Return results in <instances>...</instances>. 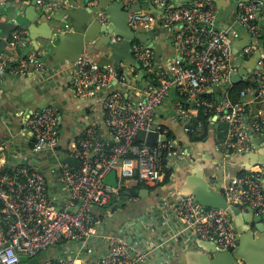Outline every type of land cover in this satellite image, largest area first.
Instances as JSON below:
<instances>
[{
    "label": "built area",
    "instance_id": "1",
    "mask_svg": "<svg viewBox=\"0 0 264 264\" xmlns=\"http://www.w3.org/2000/svg\"><path fill=\"white\" fill-rule=\"evenodd\" d=\"M30 1L0 0V7L28 5ZM114 1L131 7L142 0ZM144 1L153 7H162L157 23L173 30L172 47L176 56L165 71L155 69L153 51L133 41V59L150 81L136 83L134 69L122 65L126 76L120 77L115 90H112L116 81L113 66L102 68L86 53L78 57L71 70V88L81 99L103 96L108 136H102L97 126L90 124L79 139L69 145L67 151L74 165L67 162L59 165V181L66 193L64 202L49 194L47 179L38 170L16 166L6 171L0 165V264H22L21 256L33 259L41 253H46L47 257L39 264L145 263L153 250L139 251L124 237L103 233L102 222L93 209H104L106 215L112 214L120 199L119 189L126 181L133 179L144 186H156L165 171L171 172L176 164L187 160V154L172 138L170 130L155 120L156 111L172 91L184 100V106L178 105L177 116L186 134L197 132L201 124L196 122L194 127L190 124L195 116L185 106L197 112L199 107H213L214 115L209 120L223 125L220 146L226 154L249 152L251 134L264 140V58L244 80L249 85L240 90L237 103L223 96L224 99L214 105L203 98L231 84L232 74L237 73L257 50H262L264 24L257 16L258 5L254 0H234L236 28L258 44L246 46L237 59L232 55L231 29H216V0H191L187 5H176L174 0ZM62 4V0H36L34 7L48 20ZM97 20L107 23L102 14L97 15ZM129 21L134 30L148 29L156 23L151 16L134 13L130 14ZM28 44L25 32H12L8 40L12 54H0V82L6 71L20 76L32 68L37 72L44 69L39 53L18 57V52ZM250 104L257 105L258 110L249 119L247 107ZM60 118V109L55 106L28 115L34 152L53 151L58 147ZM139 132L154 134V142L139 139ZM111 171L116 175V188L103 182ZM263 178L264 170L260 168L232 177L224 188L227 205L250 208L255 215L264 218ZM170 208L184 233L214 243L221 251L236 246V234L224 211L204 208L192 196L177 198ZM91 240L99 241L106 251L89 263L84 246ZM59 248L66 251L65 256L48 254L49 250Z\"/></svg>",
    "mask_w": 264,
    "mask_h": 264
},
{
    "label": "crops",
    "instance_id": "2",
    "mask_svg": "<svg viewBox=\"0 0 264 264\" xmlns=\"http://www.w3.org/2000/svg\"><path fill=\"white\" fill-rule=\"evenodd\" d=\"M62 1L63 8L73 0ZM190 1L174 0L181 5H187ZM263 1L254 0L255 3H259L260 8L262 3L263 8L259 17L264 24ZM89 2L92 3L93 0ZM144 3L146 2L142 0L138 4ZM28 5L21 3L0 7V23L8 21L6 10L13 7L18 9V21L25 23V17H30V14H25ZM215 6L218 14L216 28L219 26L221 30L231 29L233 32L231 41H234L237 46H242V49H237L238 53H234L232 48V55L237 59L239 52L254 41L247 39L245 32L237 29L234 24L236 10L234 0H216ZM35 12L37 16L33 17L30 23L35 41L30 38L26 27L21 26L16 29L25 32L29 42L25 49L18 52V57H24L32 52L39 53L44 69L37 72L32 68L20 76L6 71L0 82V165L6 171L16 166L38 170L47 179L49 194L59 197L61 202H64L66 193L59 181V165L70 159L67 151L69 145L79 139L84 129L90 124L96 125L102 136H108L104 125L103 96L100 95L94 99H81L75 96L70 84L71 70L75 62L71 63L65 59L66 55L57 58L53 51L45 52L43 49L44 39L53 37L58 21H55L52 16L47 20L36 9ZM134 14L151 16L155 19L156 23L151 28L134 30L130 21L129 28L134 32L156 31L153 39L159 48V58L156 60L154 54V66L155 69L165 71L172 58L176 56L172 47L173 30L157 23L162 14L144 10ZM55 17L59 18V15ZM41 24L44 28H41ZM11 34L12 32L9 33V39ZM2 35L5 33L0 29V54H12L7 39L2 38ZM119 41L118 38L116 42ZM83 53L96 62V57L89 47ZM143 74L144 78L140 84L148 82L147 74L144 72ZM178 105H181V97L177 92L172 91L156 111L155 120L170 130L172 138L177 140L180 148L187 154V160L176 164L167 182H163L162 179L156 186H144L133 179L126 181L124 187L128 190V195L120 197L112 214L106 215L104 209H93L95 216L102 222L103 233L124 237L133 248L139 251L153 250L144 264H193L197 250L192 249V245L196 242V238L182 231L181 224L171 211V204L177 198L189 194L190 186L199 181L223 195L224 188L232 177L247 171L258 170L259 167L256 164L264 159V140L255 134L250 135L249 152L226 154L220 146L223 140V125L218 121L214 123L213 129L204 140L193 141L192 136L183 131L177 116ZM49 106H55L61 112L60 142L53 151L34 152L32 149L34 138L28 126V115ZM186 108H189L192 115L197 116V111H192L190 107ZM247 109L249 119L253 118L258 110L255 104L248 105ZM144 189L148 192L141 196L130 194L132 191ZM240 210L246 212V208H240ZM62 250L64 249H52L48 251V254L54 257L58 251ZM105 251L106 247L97 240L88 241L84 246V254L89 263L100 258Z\"/></svg>",
    "mask_w": 264,
    "mask_h": 264
},
{
    "label": "water",
    "instance_id": "3",
    "mask_svg": "<svg viewBox=\"0 0 264 264\" xmlns=\"http://www.w3.org/2000/svg\"><path fill=\"white\" fill-rule=\"evenodd\" d=\"M35 1L31 0L28 7L25 9V14H30V17H25V23L18 21V9L15 7L6 10V19L0 23L5 35L2 38L9 40V33L15 31L17 28L24 26L28 29L30 38L34 39V32L32 33L31 25L33 17L37 16L35 12ZM257 8V16L261 8L259 3ZM176 5H181L176 3ZM144 10L147 12L162 14V7H153L147 3L135 4L131 7H124L122 4L113 0H73L69 2L66 7H61L58 12L53 13L52 17L58 21V25L54 28L53 37L45 38L43 49L45 52H54L55 57L65 56L71 63H74L82 52L89 47L96 57V63L105 68L106 66H113L116 71V81L112 85V90L117 87V81L121 76H126L123 73V66H130L136 72L135 80L141 82L144 78L143 71L133 59L131 54V45L133 41H138L144 46L148 47L155 54V59L159 58V48L156 46L153 39L156 36V31L149 32H134L129 28V14ZM59 15V18L55 16ZM103 14L107 23L101 24L96 20V15ZM32 16V17H31ZM65 19V20H64ZM41 28H44L42 24ZM217 27V31L221 30ZM162 32V31H161ZM247 39L249 35L244 34ZM118 37L119 42H114L113 38ZM95 38L97 40H95ZM253 45H258L253 42ZM234 53L237 49H242V46H237L234 41H231ZM264 58V44L262 51L257 50L254 56L245 62L237 73L232 74L231 84L224 86L221 89L219 100L222 101L225 92L231 88L232 85L239 84L244 81L248 74L254 69H257V62ZM59 60V59H58ZM150 81L149 77H146ZM139 139L146 138L147 142L153 143L155 140L154 134L145 135L139 132ZM65 162V161H63ZM68 164H73L72 159H68ZM257 167L264 170V159L260 160ZM103 182L116 188L117 179L114 171L109 172ZM264 183V178H263ZM191 192L186 196H192L197 203L204 208H211L222 210L225 212L233 231L236 234V246L227 251L216 249L215 244L211 242L201 241L196 239L192 245V249L197 250L194 255L193 264H264V225L263 217L257 216L250 208H246V212H242L237 205L228 206L222 194L212 190L206 183L197 182L190 186ZM147 190H139L130 192L131 195L141 196L147 193ZM3 226V224L1 223ZM61 250V248H59ZM47 257L46 253H41L37 258L28 259L25 256L20 257L22 264H39L40 260Z\"/></svg>",
    "mask_w": 264,
    "mask_h": 264
},
{
    "label": "trees",
    "instance_id": "4",
    "mask_svg": "<svg viewBox=\"0 0 264 264\" xmlns=\"http://www.w3.org/2000/svg\"><path fill=\"white\" fill-rule=\"evenodd\" d=\"M138 42V41H135ZM249 85V83L247 81H242L239 84H235L232 85L230 89H228L226 91V94H224V96L232 103H237L239 101V92L240 90H242L243 88L247 87ZM221 90H213L210 93H207L203 96L204 100L207 101L210 104H219L221 101L219 100V96H220V92ZM224 99V97H223ZM181 105L184 106V100L183 98H181ZM187 107V106H185ZM214 115V108H203V107H199L198 109V113L197 116L192 119V121L190 122L191 125H193V127L195 126L196 122H199L201 124V128L193 133L190 134L193 138V141L196 140H204L208 134L209 131L211 129H213L214 127V123H212L209 118H211ZM170 177V172L169 171H165L164 173V178H163V182H167V180ZM128 195V190L125 189L124 187H121L119 189V196L123 197V196H127Z\"/></svg>",
    "mask_w": 264,
    "mask_h": 264
},
{
    "label": "rangeland",
    "instance_id": "5",
    "mask_svg": "<svg viewBox=\"0 0 264 264\" xmlns=\"http://www.w3.org/2000/svg\"><path fill=\"white\" fill-rule=\"evenodd\" d=\"M65 253H66V251H64V250H62V251H58V255H59L60 257L65 256Z\"/></svg>",
    "mask_w": 264,
    "mask_h": 264
}]
</instances>
